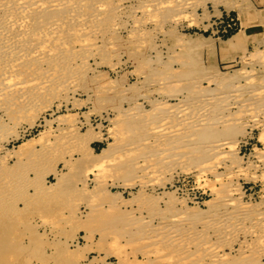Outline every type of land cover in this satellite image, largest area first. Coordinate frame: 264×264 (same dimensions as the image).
<instances>
[{
  "label": "rangeland",
  "instance_id": "374dc122",
  "mask_svg": "<svg viewBox=\"0 0 264 264\" xmlns=\"http://www.w3.org/2000/svg\"><path fill=\"white\" fill-rule=\"evenodd\" d=\"M0 156L18 198L53 169L76 187L57 216L17 202L0 264H264V0H0Z\"/></svg>",
  "mask_w": 264,
  "mask_h": 264
},
{
  "label": "bare ground",
  "instance_id": "6f19581e",
  "mask_svg": "<svg viewBox=\"0 0 264 264\" xmlns=\"http://www.w3.org/2000/svg\"><path fill=\"white\" fill-rule=\"evenodd\" d=\"M19 2H20V0H19ZM16 24V23H15ZM207 38V37H203L201 34H197V35H195L194 37L193 36H186V42H189V41H192L193 39L194 40H196V38ZM199 42V41H198ZM236 74V73H235ZM224 77V76H223ZM233 77V76H232ZM187 85H190V84H187ZM219 94V93H218ZM203 96V95H202ZM191 97V96H190ZM184 98H185V96H184ZM187 98V97H186ZM196 98V97H195ZM194 98V99H195ZM197 99V98H196ZM196 101V100H195ZM190 103V102H189ZM221 106V105H220ZM224 106V105H223ZM168 108V107H167ZM176 109V108H175ZM174 110V109H173ZM180 111V110H179ZM172 112V111H171ZM124 114H125V112H123ZM154 114V113H153ZM177 114V113H176ZM136 115V114H135ZM169 115V114H168ZM131 116V115H130ZM174 116H177V115H174ZM201 116V115H200ZM199 116V117H200ZM205 116V115H204ZM207 116V115H206ZM190 117V116H189ZM212 117V116H211ZM122 118V117H121ZM209 118V117H208ZM208 118H206V119H208ZM219 118V117H218ZM119 119V118H118ZM205 119V118H204ZM203 119V120H204ZM214 119V118H213ZM221 119V118H220ZM202 120V119H201ZM196 121H198V120H196ZM200 121V120H199ZM204 122V121H203ZM213 122V121H212ZM215 122V121H214ZM49 123V122H48ZM134 123V122H133ZM205 123V122H204ZM206 123H207V120H206ZM178 124H179V122H178ZM212 124V123H211ZM205 125V124H204ZM208 128V127H207ZM151 129V128H150ZM212 129V128H211ZM211 129H209V130H211ZM146 130V129H145ZM163 130V129H162ZM187 130V129H186ZM183 131V130H182ZM205 131V130H204ZM212 131V130H211ZM152 132H155V131H152ZM213 132V131H212ZM191 133V132H190ZM211 133V132H210ZM209 133V134H210ZM121 134V133H120ZM148 134V133H147ZM212 134V133H211ZM174 135V134H173ZM172 135V136H173ZM142 136V135H141ZM209 136V135H208ZM148 137V136H147ZM149 138V137H148ZM167 138V137H166ZM205 139H206V137H204ZM44 139V138H43ZM58 139V138H57ZM59 139H60V137H59ZM140 139V138H139ZM145 139V138H144ZM211 139V138H210ZM218 139V138H217ZM143 140V139H142ZM147 140V139H146ZM173 140V139H172ZM176 140H178V139H176ZM200 140V139H199ZM209 140V139H208ZM69 141V140H68ZM133 141V140H132ZM175 141V140H174ZM206 141V140H205ZM53 142V141H52ZM170 142V141H169ZM188 142V141H187ZM25 143V142H24ZM23 143V144H24ZM42 143H43V141H42ZM196 143V142H195ZM55 144V143H54ZM63 144V143H62ZM167 144V143H166ZM170 144V143H169ZM40 145V144H39ZM46 145V144H45ZM56 145V144H55ZM67 145V144H66ZM120 145V144H119ZM171 145V144H170ZM57 146V145H56ZM114 146V145H113ZM154 146V145H153ZM110 147V146H109ZM177 147V146H176ZM184 147V146H183ZM188 147V146H187ZM191 147V146H190ZM50 148V147H49ZM122 148V147H121ZM145 148V147H144ZM179 148V147H178ZM20 149V150H19ZM19 151H17V152H15L14 153V157L15 158H26V157H29V156H31V154H32V150H33V147H26L25 146V144L24 145H19ZM42 149V148H41ZM56 149V148H55ZM59 149V148H58ZM88 149V148H87ZM111 149V148H110ZM180 149V148H179ZM90 150H91V148H90ZM129 150H130V148H129ZM129 150H128V152H129ZM168 150V149H167ZM60 151V150H59ZM107 151H110L109 150V148H108V150H107V147H103V148H101L100 149V151L98 152V153H94L93 155H94V157H95V159L93 160L92 158H91V160H93L92 162H91V164H89V165H91V167L93 168H95V166H97V164H98V162H96V161H99V162H101V161H106L107 160V158L110 156L109 154H112L111 152L109 153V152H107ZM120 151V150H119ZM126 151V150H125ZM160 151V150H159ZM37 152V151H36ZM54 152V151H53ZM90 152V151H89ZM113 152H114V150H113ZM122 152V151H121ZM12 153H13V151H12ZM52 153V152H51ZM142 153V152H141ZM40 154V153H39ZM38 154V155H39ZM123 154V153H122ZM127 154V153H126ZM134 154V153H133ZM40 155H42V154H40ZM46 155H47V153H46ZM45 155V156H46ZM85 155V154H84ZM91 155V154H90ZM120 155V154H119ZM157 155V154H156ZM172 155V154H171ZM50 156V155H49ZM69 156V155H68ZM112 156V155H111ZM152 156V155H151ZM1 157V156H0ZM143 157V156H142ZM158 157V156H157ZM34 158V157H33ZM110 158V157H109ZM108 158V159H109ZM146 158H148V157H146ZM27 159V158H26ZM45 160H46V158H44ZM51 159V158H50ZM49 159V160H50ZM135 159V158H134ZM141 159V158H140ZM16 160V159H15ZM21 160V159H20ZM64 161H65V159H63ZM66 160H67V158H66ZM85 160V159H84ZM119 160V159H118ZM150 160V159H149ZM32 161V160H31ZM54 161H56V160H54ZM75 161V160H74ZM79 161V160H78ZM87 161H89V160H87ZM86 161V162H87ZM116 161V160H115ZM34 162V161H33ZM156 162H158V161H156ZM155 162V163H156ZM13 163V162H12ZM16 163V162H15ZM22 163H24V162H22ZM40 163V162H39ZM44 163V162H43ZM46 163H47V161H46ZM50 163V162H49ZM65 163V162H64ZM18 164V163H17ZM38 164V163H37ZM152 164H154V163H152ZM6 165H8V164H6ZM6 165H3L2 167H1V169H0V221H1V223L0 224H2V225H4V224H6L4 221L6 220V221H8V224H6L7 226L5 227H3V228H1L0 229V252H1V250L3 249V248H5V244H7V247H8V245H9V249L8 250H10V251H14V249H15V247L17 246L16 244H17V242H20L19 240H18V238H19V233H21L20 231H18L19 230V226H20V222H19V214L20 213H18V209L17 208H19L20 209V207L21 206H23V208H25V209H30V210H27V212L28 211H31L32 212V208H34V209H36V210H44V209H46V208H49V215H48V217H52V216H57V214H58V207H60L61 206V196H62V194H63V192H65V190L67 189V192L70 190H74V189H76V187H75V184H72V182H71V184H72V187L71 186H64L63 185V183H62V178H60L61 176L59 175V173L55 170V169H53V171L51 170V172L56 176V182H53V183H51L50 185H45V184H41L42 183V181H41V183H39V182H36V180H35V182L31 179L32 177H33V175H32V177L30 178V182L28 181V183H26L27 181H23L24 182V184H25V186H27V187H23V189L24 190H22V191H24V195L23 196H21V198H18V197H16L15 195H16V191H15V187L17 186L18 187V183L16 182V179L18 178L17 176H18V172L16 173L17 174V176L15 175V172H14V170H11V169H9V167H7ZM25 165V164H24ZM23 165V167H25ZM36 165V164H35ZM50 165V164H49ZM120 165V164H119ZM10 166V165H9ZM43 166V165H42ZM41 166V167H42ZM46 166H48V165H46ZM51 166V165H50ZM49 166V167H50ZM135 166V165H134ZM147 166V165H146ZM11 167V166H10ZM31 167V166H30ZM35 167V166H34ZM33 167V168H34ZM85 167V166H84ZM90 167V166H89ZM103 167V166H102ZM28 168V167H27ZM12 169H13V166H12ZM20 169H21V164H20ZM38 169V168H37ZM106 169V168H105ZM110 169V168H109ZM108 169V170H109ZM134 169V168H133ZM145 169V168H144ZM25 170H26V168H25ZM25 170H24V172H25ZM29 170H31V169H29ZM89 170H91V169H89ZM99 170V169H98ZM138 170V169H137ZM141 170H142V168H141ZM33 171V172H32ZM32 173H36L35 172V170H33L32 169ZM38 171V170H37ZM103 171V170H102ZM114 171V170H113ZM134 171V170H133ZM21 172V171H20ZM26 172H27V170H26ZM29 172V171H28ZM128 172V171H127ZM30 173V172H29ZM21 174V173H20ZM28 174V173H27ZM47 174V173H46ZM69 174V173H68ZM37 175H38V173H37ZM75 175V174H74ZM21 176V175H20ZM23 176V175H22ZM42 176H43V174H42ZM83 176V175H82ZM84 176H85V173H84ZM28 177V176H27ZM94 177V176H93ZM100 177V176H99ZM21 178V177H20ZM22 179V178H21ZM23 179H25V176H24V178ZM28 179V178H27ZM34 179H37V181H38V177L36 178V175H35V177H34ZM132 179V178H131ZM7 180L8 181H10V183H8V186H9V188L7 187ZM13 180H15L14 182H13ZM40 180H41V178H40ZM70 180V179H69ZM77 180H80L82 183L84 182V180L83 179H81V178H77ZM123 180V179H122ZM124 180H126V179H124ZM130 180V179H129ZM17 181H20V180H17ZM63 181H65L64 179H63ZM15 182H16V186H15ZM22 182V181H21ZM80 182V183H81ZM123 182V181H122ZM146 182H147V180H146ZM68 183V182H67ZM66 183V184H67ZM129 184V183H128ZM11 185H12V188H11ZM20 185V184H19ZM22 185V184H21ZM82 186H83V184H82ZM113 186V185H112ZM20 187H22V186H20ZM99 187V186H98ZM132 187V186H131ZM11 188V189H10ZM30 189V192H25L26 190L25 189ZM97 188V187H96ZM17 189V188H16ZM19 189H21V188H19ZM79 189V188H78ZM98 189V188H97ZM102 190H103V188H102ZM16 192V193H15ZM20 192V191H19ZM66 192V193H67ZM68 193H70V192H68ZM72 193V192H71ZM70 193V194H71ZM75 193V192H74ZM94 193V192H93ZM97 193H99V192H97ZM65 194V193H64ZM77 194V193H76ZM80 194V193H79ZM101 195H102V193H100ZM142 194V193H141ZM19 195H20V193H19ZM90 195V194H89ZM115 194H109V196H107V204L108 205H110V206H112V205H114L116 202H117V200L116 199H121L122 198V196H120V194H119V196H120V198H119V196H117V198H115V196H114ZM165 195H167V196H169L170 194L169 193H165ZM13 196V197H12ZM16 197V199H15V197ZM76 196H78V195H76ZM65 197V196H64ZM87 197H88V195H87ZM87 197H85V198H87ZM13 198V199H12ZM90 198H91V196H90ZM105 198V197H104ZM170 198V197H169ZM66 199H68V198H66ZM65 199V200H66ZM92 199H93V195H92ZM102 199V198H101ZM74 200H76V199H74ZM86 200H88V199H86ZM94 200V199H93ZM21 202V206L20 207H18V206H16V204H17V202ZM89 201H91V200H89ZM123 201H125V200H123ZM68 202V201H67ZM86 203L88 202V201H85ZM148 202V201H147ZM66 203V202H65ZM73 203V202H72ZM76 203V202H75ZM154 203V202H153ZM63 204V203H62ZM68 204V203H67ZM67 204H65V205H67ZM78 204V203H77ZM87 204H89V203H87ZM155 204V203H154ZM174 204V203H173ZM75 205V204H74ZM130 205V204H129ZM64 206V205H63ZM98 206V205H97ZM17 207V208H16ZM75 207V206H74ZM91 207H93L92 205H91ZM102 208V207H101ZM6 209H9V212L6 210ZM12 209V210H11ZM64 209H67L66 208V206L64 207ZM77 209V208H76ZM75 209V210H76ZM135 209V208H134ZM154 209V208H153ZM168 209V208H167ZM92 210V209H91ZM121 210V209H120ZM34 211V210H33ZM65 211V210H64ZM152 211V210H151ZM212 211V210H211ZM19 212H21L20 210H19ZM23 212V211H22ZM21 212V213H22ZM24 212H25V210H24ZM31 212L30 213H28V214H31ZM92 212V211H91ZM6 213H8V215H5ZM214 213V212H213ZM212 213V214H213ZM17 214V215H16ZM24 214V213H23ZM72 214H74V213H72ZM109 214V213H108ZM131 214V213H130ZM152 214V213H151ZM150 214V215H151ZM176 214V213H175ZM217 214V213H216ZM33 215V214H32ZM44 215V214H43ZM80 215H82V214H80ZM88 215V214H87ZM123 215V214H122ZM24 216V218H26V216L25 215H23ZM23 216H22V218H23ZM75 216V215H74ZM78 216V215H77ZM90 216V215H89ZM88 216V217H89ZM121 216V215H120ZM170 216V215H169ZM197 216V215H196ZM195 216V217H196ZM212 216V215H211ZM28 217V216H27ZM134 217V216H133ZM166 217H168V215L167 216H165V218ZM213 217V216H212ZM211 217V218H212ZM69 218V217H68ZM80 218V217H79ZM118 218V217H117ZM128 218V217H127ZM186 218V217H185ZM56 219H58V217L56 218ZM82 219V218H81ZM95 219V218H94ZM114 219V218H113ZM78 220V219H77ZM117 220V219H116ZM129 220H130V218H129ZM213 220V219H212ZM26 221H27V219H26ZM25 221V222H26ZM49 221H50V219H49ZM56 221V220H55ZM68 221V220H67ZM113 221V220H112ZM111 221V222H112ZM179 221V220H178ZM25 222H23V224L25 223ZM54 223H56V222H54ZM148 223V222H147ZM72 224V223H71ZM110 224H112V223H110ZM127 224V223H126ZM172 224V223H171ZM55 225V224H54ZM62 224H60V226H61ZM124 225V224H123ZM33 226V225H32ZM74 226V225H73ZM107 226H108V224H107ZM138 226V225H137ZM178 226V225H177ZM1 227V226H0ZM21 227H22V224H21ZM30 227V226H29ZM105 227V226H104ZM145 227V226H144ZM152 227V226H151ZM60 228V227H59ZM61 228H62V226H61ZM60 228V229H61ZM131 228V227H130ZM140 228V227H139ZM162 228V227H161ZM187 228V227H186ZM35 229V228H34ZM103 229H105V228H103ZM21 230V229H20ZM25 230V229H24ZM50 230H52V229H50ZM23 231V230H22ZM33 231V230H32ZM31 230H29V231H26V234H27V237H28V240H29V242H32V240H34L33 241V243L32 244H34L33 246H34V249L36 250V252H40V251H38V249L40 250V245L39 244H41V243H44L43 241L44 240H46L47 238V236H46V234H48L47 233V231L45 230V232L43 231V232H38V235L36 234H34V232H32ZM35 231V230H34ZM108 231H110V230H108ZM144 231V230H143ZM154 231V230H153ZM167 231V230H166ZM178 231V230H177ZM186 231V230H185ZM25 232V231H24ZM24 232H22V233H24ZM100 232V231H99ZM142 232V231H141ZM192 232V231H191ZM21 233V234H22ZM35 235V236H32V235ZM100 234V233H99ZM132 234H134V233H132ZM180 234V233H179ZM23 235V234H22ZM131 235V234H130ZM129 235V236H130ZM141 235V234H140ZM140 235H139V237H140ZM184 235V234H183ZM18 236V237H17ZM26 236V235H25ZM59 236V235H58ZM155 236V235H154ZM9 237V239L8 240H6L7 238ZM43 239H42V238ZM163 237V236H162ZM22 238V237H21ZM192 238V237H191ZM146 239H148V238H146ZM186 239V238H185ZM163 240V239H162ZM6 241H8V242H6ZM136 241V240H135ZM6 242V243H5ZM41 242V243H40ZM126 242V241H125ZM155 242V241H154ZM28 243V242H27ZM163 243V242H162ZM189 243V242H188ZM200 243V242H199ZM18 244H20V243H18ZM39 246H38V245ZM165 244H167V243H165ZM164 244V245H165ZM175 244V243H174ZM46 245V244H45ZM168 245V244H167ZM22 246V245H21ZM190 246V245H189ZM194 246V245H193ZM7 247H6V250H7ZM24 247H25V245H24ZM42 247V246H41ZM18 248H19V245H18ZM67 248V247H66ZM196 248H198L197 246H196ZM54 249L56 250L55 252H64V249H63V247L62 246H60L59 244L58 245H56V246H54ZM6 250H4V251H6ZM170 250V249H169ZM197 250V249H196ZM206 250V249H205ZM30 251V250H29ZM3 252V251H2ZM25 252V251H24ZM42 252V251H41ZM141 252V251H140ZM144 252V251H143ZM6 253V252H5ZM192 253V252H191ZM22 254V253H21ZM32 254V253H31ZM34 254H35V252H34ZM179 254V253H178ZM24 255H25V253H24ZM44 255V254H43ZM189 255V254H188ZM9 256H10V253H9ZM12 256V255H11ZM29 256V255H28ZM31 256V255H30ZM37 256H39L38 254H37ZM56 257V256H55ZM59 257V256H58ZM189 257V256H188ZM39 258V257H38ZM42 259L43 258H45V260H46V257L44 256H42L41 257ZM57 258V257H56ZM161 258V257H160ZM184 258H185V256H184ZM6 259V258H5ZM40 259V258H39ZM60 259V258H59ZM201 259V258H200ZM243 259V258H242ZM154 260V259H153ZM241 260V259H240ZM55 261V260H54ZM57 261V260H56ZM195 261H196V259H195ZM16 262V261H15ZM41 262V261H40ZM58 262V261H57ZM51 264V263H50ZM199 264V263H198Z\"/></svg>",
  "mask_w": 264,
  "mask_h": 264
},
{
  "label": "crops",
  "instance_id": "0c3cea01",
  "mask_svg": "<svg viewBox=\"0 0 264 264\" xmlns=\"http://www.w3.org/2000/svg\"><path fill=\"white\" fill-rule=\"evenodd\" d=\"M89 147V149L91 148V152H92V154H94V152L95 151H97L96 150V148H94V146H88ZM101 149V148H100ZM99 149V150H100ZM64 162V161H63ZM67 164V166L65 167V169L67 170L68 168H70V165L68 164V163H66ZM56 170V169H55ZM58 173H59V175H61V178H63L65 181H63V179H62V183H63V185L66 187L67 185L68 186H71L72 187V184H73V182L72 181H70L69 179H67V178H65V175H64V171H61V170H56ZM52 178H53V181L51 182V181H48L47 180V182H45L44 184L45 185H50L51 183H53V182H56L57 180H56V176L52 173ZM68 182V183H67ZM71 182H72V184H71ZM67 183V184H66ZM58 211V210H57ZM37 220L39 221V223L41 222L40 221V219H39V217H37ZM39 225V224H38ZM46 228V229H45ZM50 229H52L51 228V225L49 226V225H47V223H41V232H45V230L47 231V233L48 234H46V236H47V238L49 237V235H51V237H49V239H51L52 237H53V235H55V233H52L51 232V230ZM60 239H57L56 241H59Z\"/></svg>",
  "mask_w": 264,
  "mask_h": 264
},
{
  "label": "built area",
  "instance_id": "2783aa9c",
  "mask_svg": "<svg viewBox=\"0 0 264 264\" xmlns=\"http://www.w3.org/2000/svg\"><path fill=\"white\" fill-rule=\"evenodd\" d=\"M237 28H236V24H235V22L233 21V19L232 18H229L227 21H226V24H225V26H224V29H223V31H224V33L223 34H232L233 33V31H235Z\"/></svg>",
  "mask_w": 264,
  "mask_h": 264
}]
</instances>
